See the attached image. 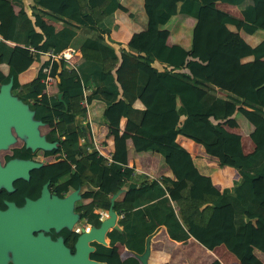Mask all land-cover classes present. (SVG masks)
<instances>
[{
  "label": "trees",
  "instance_id": "trees-1",
  "mask_svg": "<svg viewBox=\"0 0 264 264\" xmlns=\"http://www.w3.org/2000/svg\"><path fill=\"white\" fill-rule=\"evenodd\" d=\"M141 1L143 29L123 46L116 43V49L108 35L115 12L124 9L121 0H32L30 13L22 7L14 12V0H0V64L6 67L5 74L0 71V84L11 78V91L44 123L45 139L56 143L44 154L62 157L47 165L44 174H67L65 190L79 186L81 195L90 199L82 215L87 222L98 226L92 209H107L109 196L123 189L112 204L122 213L121 229L106 233L108 245L96 246L94 260L138 264L134 255L114 259L111 246L120 242L132 254H141L146 236L162 225L174 241L193 238L207 250L223 245L238 264H264L251 246L254 223L264 227V39L249 45L239 35L264 32V0ZM218 1L236 6L241 19L225 15L215 26L204 25V18L215 15ZM177 13L195 19L188 49L166 44L165 24ZM44 15L62 25L43 26ZM78 27L89 35L78 48L81 61L66 70L63 60L51 59L45 52L66 48ZM245 57L251 60L238 75L240 87L219 79L235 60ZM33 61L39 62L34 77L20 84L17 75ZM45 66L53 77L50 94L41 81ZM209 75L229 96L215 94L206 80ZM58 92L62 101L57 100ZM83 100L87 105L103 104L101 122L105 137L111 136L113 142L109 163L94 149L85 148L88 140L78 141L88 129L83 123ZM236 114L252 126L249 138L259 143L251 152H243L240 135L220 124ZM121 118L125 119L122 130ZM178 135L199 144L218 168H234L238 178L218 190L177 143ZM129 148L135 154H158L171 177H132Z\"/></svg>",
  "mask_w": 264,
  "mask_h": 264
},
{
  "label": "crops",
  "instance_id": "crops-1",
  "mask_svg": "<svg viewBox=\"0 0 264 264\" xmlns=\"http://www.w3.org/2000/svg\"><path fill=\"white\" fill-rule=\"evenodd\" d=\"M123 5V11L117 10L115 12L114 22L112 24L111 30L109 32L108 38L111 45L117 49V44L123 46L130 36L139 32L144 27V14L142 11V1L141 0H121ZM32 0H14L12 7L14 12L22 7L27 13L31 12L30 6ZM216 13L212 17L204 18L202 20L203 24L212 27L219 24L225 15H229L236 19H241V14L236 6L217 2L215 4ZM42 25H51L54 28H59L62 24L59 20H54L48 16L41 17ZM195 22V19L185 13H177L165 24L167 29L166 44H179L183 48L188 49L190 46V32L191 28ZM89 33L84 28H77L75 36L71 39L69 45L74 48H79L80 44L83 42ZM239 35L241 38L249 45H254L257 41L264 39L263 31H256L252 34H247L240 31ZM251 57H245L243 59L235 60L232 67L223 73L218 75L219 79L224 80L228 83L240 87L238 81V75L245 71L250 64ZM39 62L33 61L31 65L20 72L17 75V80L20 84L30 81L36 72ZM153 65L157 68H161V64L158 62H153ZM0 71L5 74L6 67L4 64H0ZM207 82L215 89V94L220 97H227V94L223 90H219L217 87L218 79L209 75L206 77ZM89 92V89H87ZM137 106H139L137 104ZM103 104L99 101H93L88 105V109L91 108L93 113L99 112L101 116ZM87 117L90 120L91 129L94 136L100 140L102 137L100 135L105 134V127L100 120L96 118L95 123H92L90 119L89 110L87 111ZM125 122L124 118L120 119V127H123ZM221 126L228 132L236 133L241 137L242 150L245 153L251 152L255 149L259 143H253L249 138V134L252 131V126L239 114L223 121L220 123ZM101 131V132H100ZM105 137V136H104ZM107 147L112 145V137H105ZM261 139V136H259ZM190 139L177 136L176 141L178 144L183 146L185 150L194 159L198 166L199 171L208 174L211 183L218 189L222 190L225 187H230L232 181L238 178L237 171L230 167L224 166L218 168L213 159L208 158L204 155L203 149L199 144L189 141ZM159 155L152 152H145L135 154L130 148L128 149V162L133 164L136 168L145 169L150 174L155 177L160 176H170V170L167 166L162 165ZM137 177L143 178L142 175L138 174ZM123 189L116 196L115 200L120 198ZM115 224H117V229L120 230L121 226L118 225L117 217L115 218ZM256 231V232H254ZM149 240V254L147 257L148 264H209L213 260H218L221 264H238L237 260L232 254H230L223 245H218L213 247L211 250H207L197 243L193 238H188L185 241H174L170 239L166 232L164 226H158L156 230L151 233ZM107 238H105V245H107ZM252 251L254 255L260 260L264 261V227L260 223L255 222L252 226V241H251ZM133 255L131 252L126 250L124 245L120 242H115L111 246V256L114 259H123L126 256Z\"/></svg>",
  "mask_w": 264,
  "mask_h": 264
},
{
  "label": "water",
  "instance_id": "water-1",
  "mask_svg": "<svg viewBox=\"0 0 264 264\" xmlns=\"http://www.w3.org/2000/svg\"><path fill=\"white\" fill-rule=\"evenodd\" d=\"M11 78L6 83L0 84V147L6 146L12 141L10 129L14 131L22 139L26 148L50 150L56 147L55 142H49L45 139L44 134H41L39 127L44 123L33 117V110L28 105L22 102L16 95H11ZM57 100L62 101L61 92L56 94ZM12 160L7 162L3 170L8 171L12 167ZM29 169L32 166H38V163L29 161H20L18 166ZM1 169V168H0ZM121 192L117 190L109 197V205L106 209L107 217L99 222L97 227H91L89 231H83L77 240L76 252L70 256L67 250L57 242H51L47 237L38 234L32 237L31 231L37 228H46L48 225L58 226L60 219H69V215L61 214L58 211L60 204L70 206V202L75 198L76 191L71 192L63 201L54 203V207L49 211L42 205L40 200L33 202L27 201L20 209H13L9 205L5 212H0V234L7 233L8 229L14 231L13 241V256L14 264H105L96 260L87 259V252L92 248L88 247L87 242L96 240L97 242L105 245L103 236L111 229H117L115 224L116 213L112 209V204L116 196ZM44 194V195H43ZM45 187L42 189L41 196H46ZM51 218H56L55 221ZM67 219V221H68ZM70 223V221L68 222ZM68 226V225H67ZM149 240L150 236H146L144 243V250L141 254H134L138 260V264H148L147 257L149 254ZM26 241H30V246ZM25 248L26 250H24ZM48 251L49 259H44V251ZM5 263V256L0 251V264Z\"/></svg>",
  "mask_w": 264,
  "mask_h": 264
},
{
  "label": "flooded vegetation",
  "instance_id": "flooded-vegetation-1",
  "mask_svg": "<svg viewBox=\"0 0 264 264\" xmlns=\"http://www.w3.org/2000/svg\"><path fill=\"white\" fill-rule=\"evenodd\" d=\"M12 141L6 146L0 147V212H5L9 205L13 209H20L23 207L27 201L36 202L40 200L42 205L48 211L53 208L57 201H63L65 199L68 201L67 196L76 191V197L70 202L68 208L67 205L60 204L58 208L59 213L69 215L68 218L60 219L61 223L58 226L48 225L46 228H37L31 231V236L35 237L41 234L47 237L51 242H57L59 246L65 248L70 256H73L76 252V244L79 235L83 231H89L91 227H97L89 222L82 216L84 213V208L90 202L89 198L83 197L79 186L72 187L68 186V190L62 188V184L66 183L68 180V175H59L56 177H48L44 174V168L51 164L49 160L50 155L44 154L43 149L26 148L24 143H19V135L14 131L13 128L10 129ZM12 160V167L8 171L3 170L5 164ZM20 161H29L33 163H38V166H32L29 169L22 168L21 165L18 166ZM45 187L46 196H41L42 189ZM84 206V207H83ZM93 213L98 215V210L96 208L92 209ZM68 219V221H67ZM55 221L56 218H51ZM100 222V217H98ZM70 221V223H68ZM68 225V226H67ZM99 225V224H98ZM107 233V232H106ZM106 233L103 239L107 238ZM14 231L8 229L7 233L0 234V251L2 255L5 256L4 264H14V249L12 247L14 239ZM30 246V241H26ZM107 242V245H108ZM100 244L96 240L88 241V247L92 249L87 252V259L94 260L91 254L95 251L96 246ZM104 245V246H107ZM26 250L25 248H23ZM48 251H44V259H49ZM31 264V263H26ZM50 264V263H46Z\"/></svg>",
  "mask_w": 264,
  "mask_h": 264
},
{
  "label": "clouds",
  "instance_id": "clouds-1",
  "mask_svg": "<svg viewBox=\"0 0 264 264\" xmlns=\"http://www.w3.org/2000/svg\"><path fill=\"white\" fill-rule=\"evenodd\" d=\"M67 47H72V46H70V45H68ZM66 47V48H67ZM72 48H74V47H72ZM65 49V48H64ZM77 52H78V54H79V62L81 61V55H80V53H79V51H78V49L77 48H74ZM63 50V49H62ZM60 52V51H59ZM50 53H52V52H50ZM58 53V52H57ZM52 54H56V53H52ZM45 55H47L46 54V52H45ZM47 56H49V55H47ZM50 57V56H49ZM51 59H52V57H50ZM57 59H59V58H57ZM61 60H63V59H61ZM64 61V60H63ZM78 62V63H79ZM78 65V64H77ZM76 65V66H77ZM75 66V67H76ZM48 70H49V68H48V66H45ZM64 67H65V62H64ZM74 67V68H75ZM44 67H42V69H43ZM74 68H72V69H74ZM66 69V68H65ZM67 70V69H66ZM70 70V69H69ZM43 72V71H42ZM44 74H45V76H44V78L41 80L42 81V83L44 84V91H45V93H47V94H50V93H52L53 91H54V89H53V81L50 83V85L48 86V87H46V84L44 83V79H45V77H46V75H49V71H47V73H45V72H43ZM50 76V75H49ZM51 77V76H50ZM52 79H53V77H51ZM6 83V82H5ZM89 92L87 91V89H85L84 90V95H87ZM81 104L86 108V116L84 117V119H83V123H85V124H87V127H88V129H86L85 131H84V133H85V135L84 136H80L79 137V143H83L85 140L87 141H89L90 142V144L88 145V146H86L85 148H87V147H90V149H93V141L94 140H98L95 136H94V134H93V131H92V129H91V125H90V120L88 119V117H87V111H88V105L87 104H85V102H84V100L83 101H81ZM44 126V125H43ZM41 127V126H40ZM122 128L123 127H120V129L122 130ZM40 131V130H39ZM41 133V132H40ZM41 134H43V133H41ZM105 135V134H104ZM83 139L82 141H80V139ZM106 138H101L100 140H98L99 141V144L103 147V148H106V149H109V151L112 153V151H113V142H112V145H111V147L109 148V147H107V143H106ZM89 149V150H90ZM88 150V149H87ZM96 151V150H95ZM97 153V152H96ZM97 155H100V154H97ZM100 156H102V155H100ZM103 157V156H102ZM57 158H60V159H62V157H59V156H57V155H50V161L51 162H55V161H57ZM104 158V157H103ZM111 158V157H110ZM105 159V158H104ZM106 160V159H105ZM107 161V160H106ZM110 162V160L109 161H107V163H109ZM127 165L129 166V167H132L133 168V173H132V177H136L138 174H140V175H142L143 177H144V179H146V180H151V179H153V178H156L153 174H150L148 171H146V170H144V169H139V168H136L133 164H131V163H127ZM65 175H67V174H65ZM159 178V177H158ZM112 195V194H111ZM110 195V196H111ZM109 196V197H110ZM115 200V199H114ZM97 210H98V217H100V219L101 220H103L105 217H107V215H106V209H101V208H96ZM115 213H116V217H117V221L122 217V213H120V212H117V211H115ZM119 214H121V216H119ZM100 220V221H101ZM119 225V224H118ZM135 254V253H134ZM133 254V255H134Z\"/></svg>",
  "mask_w": 264,
  "mask_h": 264
},
{
  "label": "built area",
  "instance_id": "built-area-1",
  "mask_svg": "<svg viewBox=\"0 0 264 264\" xmlns=\"http://www.w3.org/2000/svg\"><path fill=\"white\" fill-rule=\"evenodd\" d=\"M46 54L52 58L63 59L65 62V68L67 70L74 68L79 62V54L72 47H67V48L61 50L60 52H58L56 54H52L50 52H46ZM42 71L47 73L48 69L46 67H44L42 69ZM52 81H53V79L49 75H46V77L44 79V83L46 84V87H48ZM82 140L83 139L81 138L80 141H82ZM86 149L89 150L90 147H87ZM93 149L96 150L97 154L102 155L107 161L110 160L111 152L109 151V149L103 148L99 144L98 140L93 141ZM119 216H121V214H119Z\"/></svg>",
  "mask_w": 264,
  "mask_h": 264
},
{
  "label": "rangeland",
  "instance_id": "rangeland-1",
  "mask_svg": "<svg viewBox=\"0 0 264 264\" xmlns=\"http://www.w3.org/2000/svg\"><path fill=\"white\" fill-rule=\"evenodd\" d=\"M10 94H11V95H15V93H14L13 91H10ZM88 110H89V115H90V119L92 120V123H95L96 118L100 120L101 116H100L99 112H97V113L95 114V113H93V110H92L91 108H89ZM39 130H40L41 133H44V132L47 130V128H46L45 125H44V126L39 127ZM100 132H101V131H100ZM104 136H105V135H100V137H102V138H105ZM18 139H19V140H18L19 143L23 142L22 139H21L20 137H19ZM189 141H191V140H189ZM191 142H192V141H191ZM158 157L160 158L162 165H164V163H163L161 157H160V156H158ZM144 170H145V169H144ZM231 264H234V263H231Z\"/></svg>",
  "mask_w": 264,
  "mask_h": 264
},
{
  "label": "bare ground",
  "instance_id": "bare-ground-1",
  "mask_svg": "<svg viewBox=\"0 0 264 264\" xmlns=\"http://www.w3.org/2000/svg\"><path fill=\"white\" fill-rule=\"evenodd\" d=\"M106 215H107V213H106Z\"/></svg>",
  "mask_w": 264,
  "mask_h": 264
}]
</instances>
